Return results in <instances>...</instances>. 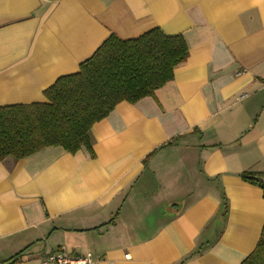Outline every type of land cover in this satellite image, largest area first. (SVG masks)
<instances>
[{"label": "crops", "instance_id": "obj_1", "mask_svg": "<svg viewBox=\"0 0 264 264\" xmlns=\"http://www.w3.org/2000/svg\"><path fill=\"white\" fill-rule=\"evenodd\" d=\"M155 28L182 34L188 59L97 122L92 153L0 162V264H40L51 249L97 264H241L255 250L264 190L242 174H264V0H0V107L46 102L111 35Z\"/></svg>", "mask_w": 264, "mask_h": 264}, {"label": "trees", "instance_id": "obj_2", "mask_svg": "<svg viewBox=\"0 0 264 264\" xmlns=\"http://www.w3.org/2000/svg\"><path fill=\"white\" fill-rule=\"evenodd\" d=\"M189 57L182 34L155 28L123 40L111 35L78 73L59 78L45 90L46 102L0 107V162L20 161L49 147L70 154L92 153L90 132L121 102L136 104L174 79L175 69ZM173 142H171L172 144ZM242 178L264 190V174ZM227 211L223 203V216ZM241 264H264V226L255 250Z\"/></svg>", "mask_w": 264, "mask_h": 264}, {"label": "built area", "instance_id": "obj_3", "mask_svg": "<svg viewBox=\"0 0 264 264\" xmlns=\"http://www.w3.org/2000/svg\"><path fill=\"white\" fill-rule=\"evenodd\" d=\"M98 262V259L90 252L74 256L63 249H51L42 256L40 264H97Z\"/></svg>", "mask_w": 264, "mask_h": 264}, {"label": "water", "instance_id": "obj_4", "mask_svg": "<svg viewBox=\"0 0 264 264\" xmlns=\"http://www.w3.org/2000/svg\"><path fill=\"white\" fill-rule=\"evenodd\" d=\"M259 182H264L263 178H256Z\"/></svg>", "mask_w": 264, "mask_h": 264}]
</instances>
